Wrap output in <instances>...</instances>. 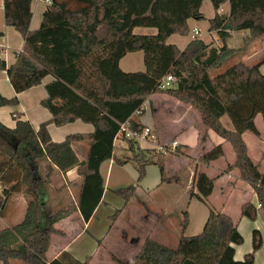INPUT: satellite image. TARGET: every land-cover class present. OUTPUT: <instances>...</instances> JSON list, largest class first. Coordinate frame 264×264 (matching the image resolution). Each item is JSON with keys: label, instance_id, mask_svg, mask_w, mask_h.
I'll return each mask as SVG.
<instances>
[{"label": "trees", "instance_id": "obj_1", "mask_svg": "<svg viewBox=\"0 0 264 264\" xmlns=\"http://www.w3.org/2000/svg\"><path fill=\"white\" fill-rule=\"evenodd\" d=\"M206 1L215 10L209 20L210 31L218 34L222 46L212 48L198 38L184 50L169 44L173 35L191 34L190 20L205 19L202 7ZM32 4L33 0L4 2L6 24L23 36L24 46L10 67L0 54V70L7 72L17 94L53 76L54 81L46 86L48 97L41 103L52 119L38 131L27 121H18L15 129L0 122V220L11 197L20 192L19 186L29 197L23 221L0 230V264H88V260L81 263L68 253L48 261L52 236L65 235L55 225L78 211L85 222L90 221L103 199L100 169L113 159L115 136L122 124L133 131L145 129L133 116L137 112L143 115L144 103L157 93L195 108L207 129L232 146L236 161L227 170H238L241 180L255 191L259 210L264 213V170L255 164L244 140L245 133L259 137L255 120L260 115L264 121V75L260 70L264 60L224 69L230 57L264 38V0H50L37 30L30 28ZM226 4L230 5V14L220 15L219 9ZM136 28H154L157 33L139 35L134 32ZM242 31L249 33L244 46L239 50L229 48L231 34ZM135 52H143L145 71H123L120 61ZM169 74L176 79L175 87L160 90V82ZM18 105V98L0 94V108ZM225 117L232 129L223 124ZM77 120L92 125L94 133L71 135L62 143L52 141L49 125L62 127ZM78 141L90 142L83 162L73 149ZM127 143L128 154L116 157V163L133 164L138 172L137 184L147 176V167L155 165L164 183L166 154L141 149L133 141ZM183 148L180 146L176 153L185 155ZM224 156L223 145L219 144L200 160L209 164ZM40 161L49 162L62 173L78 168L82 180L77 207L48 208L46 187L52 172L48 167L45 177L40 178L36 172ZM14 168L20 170L18 177L12 172ZM11 181L18 182L6 187ZM215 183L216 179L197 171V193L192 191L191 196L205 202L213 194ZM136 189L129 186L115 193L129 200ZM119 214L117 211L114 218ZM185 215L183 231L188 226ZM241 216L255 221L258 208L247 202ZM244 242L233 218L209 207L199 234L186 236L183 232L178 248L147 238L133 264H255V255L264 243L261 231H253L252 252L237 261L236 247Z\"/></svg>", "mask_w": 264, "mask_h": 264}, {"label": "crops", "instance_id": "obj_2", "mask_svg": "<svg viewBox=\"0 0 264 264\" xmlns=\"http://www.w3.org/2000/svg\"><path fill=\"white\" fill-rule=\"evenodd\" d=\"M4 2L5 0H0V54L4 57L7 66L10 67L16 62L17 55L23 50L24 38L17 30H15V28L6 24ZM206 2H204L203 6ZM48 5L49 4L45 0H33L31 30H37L41 26L43 15L47 10ZM222 9V14L218 11L220 15L228 16L230 14L229 4L224 5ZM202 12L204 13L203 7ZM214 15L215 10L212 18ZM200 22L201 21L190 20L191 34L189 36L173 35L168 40V43L174 44L181 50H184L191 41L198 38L206 44H210L212 48L221 47L222 44L219 37L218 41H216L213 37L215 32L210 31V23V40L207 41L200 37L201 30L198 26V23ZM137 29L138 28H136L134 32L140 34V29ZM195 29L200 31L198 37L193 33ZM237 34H241L240 39L236 38ZM248 35L249 33L246 31L232 33L227 43L228 47L235 50L241 49L244 46V41ZM230 40L235 43L241 42L234 48L230 46ZM258 41H263L262 43L264 45V38ZM255 43L242 53L243 64L252 66L249 63L264 60V58L261 59L262 54L260 56V53L261 51L263 52V50L254 46ZM120 67L125 72L145 71L143 52H135L126 55L120 61ZM226 68L227 67L224 69ZM260 70L264 75V65L261 66ZM53 81L54 77L49 75L43 80L41 85L17 94L9 80L7 72L0 70V94L8 99L18 98L19 101L17 107L5 106L0 108V122L10 129H15L18 121H27L36 131H38L43 123L52 119L51 113L45 109L41 103L48 97L46 86ZM142 111L143 115L136 113L133 116V119L145 128L149 127L153 130L156 137V144H166L176 140L179 142L180 146L184 147L183 151L185 155L169 154L165 157L167 180L164 183L162 182L159 168L155 165H150L147 167V176L145 179L140 184H137L138 172L135 166L131 163L120 165L115 161L116 157L121 158V156L128 154L127 140L115 138V152L113 159L104 162L100 169L105 186V192L101 203L97 207L93 217L88 222L83 220L81 213L78 211L55 225V228L63 232L65 235L52 236L51 247L47 254L49 262L59 258L63 253H68L71 257L81 263L88 260V264H133L135 256L138 254L147 238H151L171 248H178L180 238L184 231L182 230L179 233L177 223H172L173 217L169 216L170 214L168 213H165L163 216L159 213L156 214L157 218L155 220L150 219V216L154 212L153 207L148 203L142 204V207L145 209V214H143V211L137 210V208L134 207V201L137 196H141L142 199H148L156 195L164 187L170 189L175 186V188H178V185L182 183V185L185 186L187 194L186 196H184L185 193L181 194L184 201L183 209L180 210V214L185 218V213H187L189 222L191 214L194 213L196 215V213H198L202 231L209 216V207L207 204H203L205 208H199V204H196L195 201H198L199 203H201V201L191 196L192 191L197 193L194 184V178L197 171L206 173L209 177L216 179V181L219 178V181L224 186L223 189H226L228 186L238 188L240 183H246L247 186L245 187H248L250 193L252 191L253 196L257 199V203H252L253 201L250 203L258 208V213L262 212L259 210L258 198L253 188L247 182L241 180L238 170H227L228 166L234 165L236 161L235 153L233 158H227L228 143L216 133L207 129L200 113L195 108L182 103L169 95L157 93L148 98L143 105ZM258 117L255 122L260 132V136H256L252 138V142H248L246 139L249 136H247L248 133H245L244 140L247 143L251 157L253 154H259L261 156L260 163H256L253 157L252 159L255 164L260 165V171H263L264 134L259 129ZM225 119L227 118L225 117L222 120L224 125ZM94 130L95 129L92 125L83 123L80 120L62 127H57L54 124L48 126L51 139L55 143H62L71 135H90L94 133ZM214 137H218V140L215 141ZM219 144L223 145L225 152L224 157L209 164L196 162L194 164L195 169L193 168L190 170V164H192L190 163L191 158L200 159L205 153L211 151ZM198 148H200V151H198ZM73 149L79 160L83 162L88 157L90 142H75L73 144ZM200 165L202 167H199ZM48 167H50V172H52L50 182L46 187V203L48 208L51 211H55L66 208L70 205L77 207L80 192L79 185L82 180L78 174V168L62 173L56 166L49 164V162L40 161L36 169L40 178L45 177L48 172ZM199 168L201 170H199ZM205 169L207 171H204ZM12 172H15L18 177L20 170L14 168L12 169ZM17 182L18 181L8 182L6 187L15 185ZM129 186L137 187L135 194L131 196L129 200H126L115 193L116 190L127 188ZM176 192L178 191L176 190ZM22 193H24L23 188L20 189V192L14 194L16 197H13V200L12 198L9 200L6 212L0 220V230L11 228L23 221L27 210L28 198ZM212 195L209 197V200ZM248 200L245 203H247ZM15 203L19 206L18 211H16ZM160 207L162 206H159V208ZM184 207H188V210L190 211H185L187 209H184ZM117 211H120V214L114 218ZM171 212H173V209ZM171 214L173 215L174 212ZM174 216L177 217V214L175 213ZM170 217L172 218L170 219ZM245 220L249 219L242 217L241 222H235L245 240L243 245L236 247L235 259L237 261H243L245 255L252 252V233L255 229L261 231L264 240V230L258 225V219L252 221L255 226L252 229H249L251 226L246 224ZM124 222L128 224L126 227L131 225L130 228H132L134 232L137 229L142 230L144 226L141 224L144 222L146 225H150L149 233L145 239H142L140 235L129 237L126 232L128 231V228L124 226ZM137 224H140L141 227L139 228ZM242 225H244V228H247V231H249L247 235L243 233ZM123 226L125 228H123ZM158 229L162 231H159ZM247 241L249 243L247 245L249 246H246ZM255 264H264V243L262 249L255 255Z\"/></svg>", "mask_w": 264, "mask_h": 264}, {"label": "rangeland", "instance_id": "obj_3", "mask_svg": "<svg viewBox=\"0 0 264 264\" xmlns=\"http://www.w3.org/2000/svg\"><path fill=\"white\" fill-rule=\"evenodd\" d=\"M203 11H204L206 19L201 21L200 23H198V26L200 27V30H201V36L200 37L208 41V40H210L209 19L212 18L213 14H214V8L212 7V4L209 1L206 2L205 5L203 6ZM139 29H140V34L136 33V34H139V35H152V34H155L157 32L156 29H154V28H138L137 30H139ZM213 37L215 38L216 41H218V34L217 33H214ZM236 38L240 39L241 38V34H237ZM262 42L263 41H258V42H256L254 44V46H256V47H258V48L263 50V52L261 51V53H260V56L262 54V58L261 59L264 58V45H263ZM216 43H218V42H216ZM239 43H235L234 41L230 40L229 44H230L231 47L235 48V47H237L239 45ZM242 53H244V52H242V51L238 52V53L234 54L232 57H230L228 62L225 64L224 68L225 67L229 68V67H231V66H233V65H235L237 63H242V61H243V54ZM260 62H261V60H258L256 62H251L249 64L250 65H255V64H258ZM220 72H217V73H220ZM224 123H225V125L228 128H232V126H231V124H230L228 119H225ZM258 126H259V129L264 134V121H263L262 116L258 117ZM247 136H249V137H247ZM247 136H246L247 137L246 140L248 142H250V141L252 142V138L256 137L252 133H248ZM214 138H215L214 139L215 141L218 140L217 139L218 137L217 138L214 137ZM227 146H228L227 158H230V157L233 158V156H234L233 148L229 144H227ZM198 151H200V148H198ZM176 152L175 153H168V154H166V156L169 155V154L178 155ZM252 157L254 158L256 163H260L261 156L259 154H257V155L253 154ZM196 162H201V160L200 159L191 158L190 163H192V164L189 163L191 165L190 166V170H192L194 168V164ZM201 165L199 167H202ZM188 168H189V165H188ZM199 170H201V169L199 168ZM204 171H207V170L205 169ZM245 186H247V184L243 182V183H240L238 188H233L231 186L230 187L228 186L226 189H223L224 186L221 184V182L219 181V178H218L217 181H216L215 190H214L213 195L210 198V200L208 199L205 202H201V203H199L198 201H195V203L199 204L198 206L201 209L205 208L203 204H207V206L211 207L212 209H216L218 211H222L223 213H226V214L230 215L235 220L236 223H239V222H241V218H242L241 217L242 205L248 199H249L248 202L253 201L252 203H254V202L257 203V201H256L257 199H255V197L253 196L252 191L250 193V191L248 190V187H245ZM19 189H21L20 186H19ZM175 189L178 192H176ZM2 191H3V187L0 184V192H2ZM182 193H185L184 196H186V194H187L185 186H183L182 183H180L178 185V188H175V186L170 188V189L168 187H164L156 195H154L151 198H148V199L143 198L142 199L141 196H137L135 201H134V207H136L137 210L143 211V214H145V209L142 207V204L148 203L149 205H151L153 207V211H154L152 213V215L150 216V219H154V220L157 218L156 214L160 213V214H162V216L165 213L170 214L169 216L173 217V218L170 217V219L172 218V223L173 224H175V222L177 223L178 229H179V233H180L183 230V228H184V221H185V218H183L181 216V214H180V210L183 209V201H184V199L182 198V195H181ZM22 194H24L25 197H27L29 199V197L25 193H22ZM13 197L15 198L16 196L13 195L11 197L12 200L14 199ZM14 205L16 206V211H18L19 210L18 204L15 203ZM159 206H162V207L159 208ZM172 209H173L174 214L175 213L177 214V217H175L174 214L173 215L171 214V213H173V212H171ZM184 209H187L185 211H190V210H188V207L187 208L184 207ZM180 216H181V218H180ZM257 219H258V225L260 226V228H262L264 230V213L263 212H259ZM245 222H246V224L251 226V228H249V229H252L253 227H255L251 220H245ZM124 223L123 224L126 227L128 224L126 222H124ZM188 223L189 224H188L186 230L184 231L186 236H194V235H197V234H199L201 232L202 227L200 226L201 224L199 222L198 213H196V215L194 213H192L191 214V218H190ZM137 225H138L139 228L141 227V225H143L144 228L142 230L141 229L140 230L137 229L134 232V230H132V228H130V226H131L130 225V226L126 227V228H128V231H126L127 235L129 237L140 235V237L142 239H145V237L149 233L150 225H146V223H144V222L141 225L140 224H137ZM177 225H176V227H177ZM124 226H123V228H125ZM158 230L162 231L160 229H158ZM242 231H243V233L245 235H247V233L249 232V231H247V228H244V225H242ZM247 244H249L248 241L246 243V246H249ZM170 245H173V244H170ZM11 264H22V263L20 261H11Z\"/></svg>", "mask_w": 264, "mask_h": 264}, {"label": "built area", "instance_id": "obj_4", "mask_svg": "<svg viewBox=\"0 0 264 264\" xmlns=\"http://www.w3.org/2000/svg\"><path fill=\"white\" fill-rule=\"evenodd\" d=\"M48 4H50V0H46ZM219 13H223L222 7L219 9ZM194 35L198 37L200 35V31L195 29L193 31ZM176 84V79L173 75L169 74L163 78L160 82L159 88L160 90H168L173 89ZM139 113V112H137ZM115 138H121L127 141L136 142L137 145L141 149H155L157 152H162L165 154L175 153L176 150L180 147L178 141L173 140L166 144H156V137L153 133V130L149 127H146L142 131H133L129 129L128 124H122L119 132L115 136Z\"/></svg>", "mask_w": 264, "mask_h": 264}]
</instances>
